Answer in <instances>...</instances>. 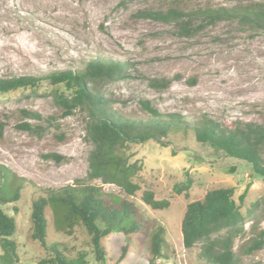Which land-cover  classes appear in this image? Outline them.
<instances>
[{"label": "rangeland", "instance_id": "rangeland-1", "mask_svg": "<svg viewBox=\"0 0 264 264\" xmlns=\"http://www.w3.org/2000/svg\"><path fill=\"white\" fill-rule=\"evenodd\" d=\"M60 1L0 0V77L75 71L102 57L127 67L118 80L98 83L111 108L124 116L152 117L144 107L149 102L161 115L179 113L191 124L205 117L227 126L264 124V31L228 18L186 36L175 22L144 14L170 7H230L262 0H71L73 9L67 10ZM57 92L70 93L64 84L44 79L36 87L0 93V165L25 179L21 198L4 205L18 223L17 264H40L47 255L31 235L32 201L45 190L73 184L89 170L92 144L86 138L87 112L80 107L69 112L55 97ZM25 122L30 129L21 126ZM130 151L144 163L138 180L150 186L157 198L171 202L168 208L153 209L143 202L141 193L133 196L147 218L165 227L167 247L155 264H209L198 257L201 242L192 249L183 247L182 218L190 201L202 198L211 188L231 186L245 215L243 231L234 238L237 257L243 263H264V247L244 252L264 230V177L255 174L248 162L198 142L192 131L133 143ZM187 171L194 178L189 197L173 190ZM248 184L241 202L239 196ZM103 187L118 191L115 185ZM48 218L49 240L67 243L72 253L87 251V264H116L129 240L118 231L106 236L111 260L102 263L95 259L83 228L65 235L56 229L50 209ZM136 241L117 264H148V245L140 247Z\"/></svg>", "mask_w": 264, "mask_h": 264}, {"label": "trees", "instance_id": "trees-1", "mask_svg": "<svg viewBox=\"0 0 264 264\" xmlns=\"http://www.w3.org/2000/svg\"><path fill=\"white\" fill-rule=\"evenodd\" d=\"M144 14L162 22H175L181 34L186 36L195 34L207 24L228 18L237 19L254 30L264 31V0L230 7L204 6L190 10L170 7L166 11L146 10ZM118 63L96 57L80 70L50 72L42 76L0 77V93L22 87H36L44 79L53 84L62 83L70 93L57 92L55 97L69 112L77 107L87 112L86 138L92 144L87 175L60 189L45 190L32 201L31 235L47 254L39 260L40 264L89 262L87 251L76 250L72 253L67 243L49 240L48 209L52 212L59 232L72 235L76 227L87 232V244L92 248L97 261L107 263L111 260L104 238L114 231L122 232L129 239L116 264L127 256L135 238L140 247L145 243L148 245V264H155L158 258L163 257L167 247L165 227L147 218L133 196L141 193L143 202L153 209L168 208L171 202L167 198H157L150 186H144L138 180L144 170V163L133 158L135 153L130 151L133 143L158 140L170 132L192 131L198 142L210 144L229 156L248 162L255 174L264 177V124L237 122L227 126L206 117L191 124L179 113L161 115L149 102L144 107L151 112L152 117L138 119L124 116L111 108L98 85L124 76L127 67ZM29 114L40 117L38 113ZM21 126L31 128L28 122ZM50 156L65 158L57 153H51ZM97 180L102 184L96 183ZM193 183L194 178L187 171L186 177L174 184V193L189 197ZM103 184L115 185L118 191L107 190ZM24 185L23 177L0 165V264L19 262L18 243L14 238L18 232V223L16 217L5 210L4 205L18 201ZM249 186L239 196L241 202L247 196ZM14 208L17 210L15 205ZM244 220L245 215L235 198V187L211 188L202 198L187 204L181 223L183 247L192 249L201 242L198 257L209 264H264L243 263L237 257L234 238L243 231ZM262 247L264 230L250 240L244 252L250 254Z\"/></svg>", "mask_w": 264, "mask_h": 264}, {"label": "bare ground", "instance_id": "bare-ground-1", "mask_svg": "<svg viewBox=\"0 0 264 264\" xmlns=\"http://www.w3.org/2000/svg\"><path fill=\"white\" fill-rule=\"evenodd\" d=\"M50 1V0H49ZM59 2V1H56ZM46 3V2H45ZM21 4V3H20ZM60 5L63 7V9H71L72 8V2L71 0H61ZM61 7V8H62ZM73 9V8H72ZM63 12V11H62ZM241 89V88H240Z\"/></svg>", "mask_w": 264, "mask_h": 264}]
</instances>
